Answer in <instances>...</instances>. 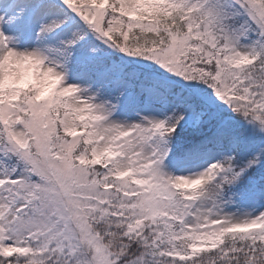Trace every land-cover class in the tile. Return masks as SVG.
<instances>
[{"label":"snow or ice","instance_id":"obj_1","mask_svg":"<svg viewBox=\"0 0 264 264\" xmlns=\"http://www.w3.org/2000/svg\"><path fill=\"white\" fill-rule=\"evenodd\" d=\"M0 264H264V0H0Z\"/></svg>","mask_w":264,"mask_h":264}]
</instances>
